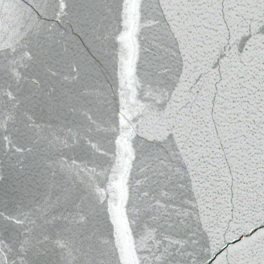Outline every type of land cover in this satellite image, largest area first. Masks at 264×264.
<instances>
[{"label":"snow or ice","instance_id":"6c2138e0","mask_svg":"<svg viewBox=\"0 0 264 264\" xmlns=\"http://www.w3.org/2000/svg\"><path fill=\"white\" fill-rule=\"evenodd\" d=\"M0 264H264V0H0Z\"/></svg>","mask_w":264,"mask_h":264}]
</instances>
